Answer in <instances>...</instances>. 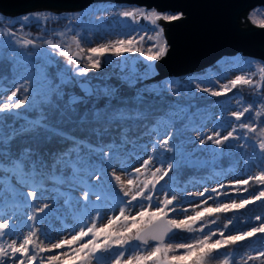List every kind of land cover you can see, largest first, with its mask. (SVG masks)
<instances>
[{"label": "snow or ice", "instance_id": "snow-or-ice-1", "mask_svg": "<svg viewBox=\"0 0 264 264\" xmlns=\"http://www.w3.org/2000/svg\"><path fill=\"white\" fill-rule=\"evenodd\" d=\"M94 11L109 15L89 17L88 9L29 13L0 38V65H6L0 84L7 74L14 84L7 102L0 101V264H264V246L235 259L241 242L264 236V222L248 231L232 227L240 210L264 204V60L259 62V79L256 62L249 61L251 75H236L225 84L219 83L218 69L154 80L153 64L169 50L160 21L180 19L183 13L162 14L143 5ZM117 16L129 25L120 35H134L85 52L82 42L91 43L95 26ZM61 17L68 21L64 31L55 33L62 39H44L47 24ZM5 19L0 14V21ZM28 21L40 29V36H18ZM253 23L264 28V20ZM149 31L153 35H141ZM137 53L144 57L142 73L127 64ZM59 56L65 57L63 64ZM121 61V86L108 83L109 77L88 76L106 64L119 67ZM125 85L132 94L123 91ZM243 86L256 99L238 100L226 134L223 110L217 116L193 103L204 93L222 97ZM208 122H214V130L205 134ZM197 153L209 154L213 168L225 156H238L237 163L242 160L246 169L254 156L261 166L253 175L245 172V179H229V168L183 182L181 169L195 167ZM133 163L140 167L128 171ZM209 182L216 186L209 188ZM190 186L203 191L186 194ZM226 189L247 198L233 197ZM227 213L232 217L220 227V214ZM255 220L264 218L257 215ZM53 232L68 235L51 242ZM181 232L190 234L187 242H167ZM13 236L8 243L5 238Z\"/></svg>", "mask_w": 264, "mask_h": 264}, {"label": "water", "instance_id": "water-1", "mask_svg": "<svg viewBox=\"0 0 264 264\" xmlns=\"http://www.w3.org/2000/svg\"><path fill=\"white\" fill-rule=\"evenodd\" d=\"M96 1L183 13L180 19L160 21L169 50L154 62V78L189 73L235 52L264 60V28L245 16L254 4L264 7V0H0V12L14 16L36 9L75 12Z\"/></svg>", "mask_w": 264, "mask_h": 264}, {"label": "trees", "instance_id": "trees-1", "mask_svg": "<svg viewBox=\"0 0 264 264\" xmlns=\"http://www.w3.org/2000/svg\"><path fill=\"white\" fill-rule=\"evenodd\" d=\"M113 5V2L110 1H96V3L94 2H90L86 5V7H82L78 10H76L75 12H82L84 9H88L87 15L89 17L91 16H96V11H94V9H97L100 6L103 5ZM116 5V4H115ZM90 6V7H89ZM40 11H45V12H51L53 14H67V13H75L74 11H58V12H54L53 10L50 9H36L35 12H40ZM27 13V12H26ZM26 13L22 12L19 14L14 15H4L3 13L0 12V14H2L6 19L4 21H0V38H3V33L7 30L9 25H13L16 26L18 28V25H16V20L21 17L23 14L26 15ZM28 26L25 27L22 30H19L17 34H20L23 36V38H31V37H37L41 35V31L38 27H36L34 25L33 21H28L27 22ZM68 25V21L66 19H64L63 17H61V19H59L58 21L53 20L50 21L47 24V31L45 33H43V37L44 39H48V38H52L54 42H57L59 40H61L62 38L55 35V33H59L65 30L66 26ZM100 28H104L106 29V31L108 30H116V32L121 33L124 31H127L128 29H122L119 26L117 27L115 24H108L105 25L103 22L97 26H95L94 29L98 30ZM70 35L68 34V39H70ZM45 47L47 48V46L45 45ZM75 47V46H74ZM50 50V49H49ZM73 50H75V48H73ZM139 54H133L131 57L127 58V64L129 65L128 67L131 68H135L137 72H141L142 73V67L144 66L143 63H141V61H143L142 57L138 56ZM241 58V60H239L238 58ZM59 61L61 62V64H63L65 62V57L63 56H59L58 57ZM113 60H115L116 58H112ZM254 58H250L248 56H242L240 54H238L237 52L232 53L231 55H222V59L218 60V58L214 59V61H211L210 64H206L204 66H202L200 69H195V70H191V72H186V73H181V74H175V75H171V76H164L161 79L158 78H154V80H163L166 78H180V79H184L187 78L191 75H201V73H203L205 70H208L209 72H212L213 69H218L219 70V75L222 76V74L225 73L226 68H231V67H242L243 65H246L247 61H251ZM260 62V61H259ZM124 67V62L121 61L119 64V67H117L116 63H113L111 65H105L100 73H97L95 70L91 71L88 73L89 77H94L97 75H102L104 77H109L108 79V83L116 85V86H121V83L118 81L117 76L120 75V69ZM6 69V65H0V74H3L4 71ZM155 70L153 69L150 75L155 74L154 73ZM256 72V79H259V71L255 70ZM252 74V72H251ZM250 74V75H251ZM12 76L11 74H7V78L5 79L3 84H0V86H7L9 84V82L11 83L12 81ZM96 81H93V83H95ZM152 80H146L145 83H152ZM246 89V90H243ZM250 90H252L251 88L247 87V86H243V87H238L236 89H233L231 93L227 94L226 96H222V97H209L207 96L205 93L203 94V99L194 101L193 103L197 104L198 106H203L205 104L208 103H213L216 99H223V98H227L229 95H233V94H237L239 96V98L244 99L248 102H252L253 100H255L256 98L254 97L253 93H251ZM123 91L128 93V94H132V90L127 88V86H123ZM77 92H79V89H77ZM245 122H247V120H245ZM247 152L249 154V156H251L252 154V149L251 147H249L247 149ZM248 158V157H245ZM239 157L238 156H225L224 158L220 159L218 161V167H223V168H228L231 166L232 163H235L236 160H238ZM252 162L255 166H258L260 169L261 166V162L258 161L256 159V157L252 156L251 157ZM212 168L211 166H204L203 162L202 163H198L196 164L195 167H184L181 169L180 172V179L183 182H186L190 179L196 180V178H199L201 176H205L206 173H209L208 170H210ZM173 176H176V173L172 174ZM256 191L259 190V186L256 187L255 189ZM231 213H227V214H220V218L217 221L218 225L221 226L222 220L229 218V215ZM259 215L262 218H264V204L260 203V202H256L252 205L247 206L245 209L240 210V214H239V222L235 223L232 227L235 231H248L250 230L251 227L254 226H258V224L260 222H264V220L262 221H256L255 217ZM245 221H247V223H245ZM190 236L189 233L186 232H181L178 233L177 237L172 239L175 242H179V241H187L186 239H184L185 237ZM261 246H264V236L257 234L256 237H253L247 241L241 242L239 245V255L240 256L241 253H243V249L245 248H259ZM224 251H230L229 250H221V252L223 253Z\"/></svg>", "mask_w": 264, "mask_h": 264}, {"label": "rangeland", "instance_id": "rangeland-1", "mask_svg": "<svg viewBox=\"0 0 264 264\" xmlns=\"http://www.w3.org/2000/svg\"><path fill=\"white\" fill-rule=\"evenodd\" d=\"M131 6H134V5H127V6H124L122 4H113V5H103V6H100L98 8H107L109 9L110 11L112 10H115V11H123V10H130ZM149 10L153 9L151 7H147ZM254 10H259L255 17H252L250 14H252L254 12ZM162 14H171V15H176L175 12H172V11H160ZM29 13H35L34 10H30V11H27L26 15L29 14ZM24 15V14H23ZM22 15V16H23ZM99 15H104V16H107L109 15V13H100V12H96V16H99ZM245 16L246 18L248 19V22L249 23H252L256 26L257 23H253V19L259 21V20H264V7L262 5H252L251 7H249V10L246 11L245 13ZM104 23V22H103ZM146 22L141 20L140 21V24L141 26H143ZM105 25L108 26V24H115L117 27L119 26L120 28L122 29H128L129 28V25L126 21L122 20L121 18H119L118 16L117 17H113L111 18L107 23H104ZM94 35H92L91 37V43H83V47L85 49V52L87 50V48H90V47H93V46H96L97 44H100V43H106L108 41H115V40H118V39H128L129 36H132L134 35L133 32H128V35H125V36H122L120 35V33L116 32V30H108L106 31V29L104 28H100L98 30L94 29ZM69 35L71 36L72 33H69ZM141 35H147V36H151L153 35V33L151 31L147 32V33H144V32H141ZM18 36L22 37V35L18 34ZM149 42L147 40H145V43L143 45V49L145 51L146 54H148V48H149ZM139 57H141L140 55H138ZM243 56V55H242ZM143 60H144V57H142ZM238 58V57H237ZM222 59V55L221 57L218 58V60H221ZM239 60H241V58H238ZM251 61H255L256 62V68L254 70H258L259 67H260V64H259V60L258 59H253ZM249 60L247 61L246 65H243L242 67H238V66H235V67H231V68H226V71L224 74H222L221 76V79L219 81L220 84H225L227 83L228 81H230L231 79H233L236 75H250L251 72L253 70H250L249 68ZM143 69H144V66L142 67V72H143ZM153 70V68H152ZM151 74V73H150ZM203 74V73H201ZM198 75V74H196ZM192 76V75H191ZM14 87V84L10 83L5 87V86H0V101L2 102H7V97L8 95L10 94L12 88ZM217 88H219V85H216ZM207 96L209 97H213V96H210L208 95L207 93H205ZM239 96L237 94H233V95H229L227 98H223V99H216L213 103H208V104H205L203 106H201V108H206L208 109L210 112H212L214 115H217L219 116L221 114V110H223V117H224V124H223V134H226V132L228 130L231 129V123H232V120L234 118H232L230 116V113L232 111H236L239 109V105H238V100H239ZM243 101L245 102H248L246 100L243 99ZM258 103V101H257ZM246 106V104H245ZM200 107V106H199ZM213 123L214 122H208L206 127L203 128V132L205 134H210L214 129H213ZM190 135L192 137H195L196 136V132L193 131L190 133ZM197 145H198V141L196 142ZM197 157H198V163H202L203 162V165H205V162H207V166H211V157L209 156V154L207 153H197ZM144 158H147L146 156ZM142 162V161H141ZM155 166H159L158 164H156ZM135 167H140V164L139 163H133L131 165V167L128 169V171H131L132 168H135ZM229 168L232 169V172L231 173H227L226 174L228 175L229 179H231L233 176H235L236 178H239V179H245L246 178V175H245V172H247V174L249 175H253L255 174L257 171H259V167L258 166H255L253 164V162L251 163L250 167L249 168H245L243 166V162L242 160L240 161V163H237V160L235 163H232L230 167L228 168H223V167H217V168H211L210 170H208L209 173H206L205 176H201L199 178H196V180L198 179H201L203 177H208L212 172H218L220 171L221 169L223 170H228ZM109 171H111V169H109ZM117 174L118 175H121L123 179H127L128 177L125 175L124 172H121L119 169L117 170ZM141 179H144V177L142 176ZM193 179H190L188 181H191ZM187 182V181H186ZM220 183H228L227 180L225 179H220ZM207 186L209 188H212V187H215L216 184L215 182H209L207 184ZM118 190V189H117ZM227 191H229L230 195L233 196V197H241V198H247V194L246 193H232L230 189H226ZM198 191H203V187H200V186H196V187H188L187 189V193H191V194H194ZM187 205H185L186 207ZM214 206V205H213ZM117 213H118V209L116 210ZM107 214H111V211H108ZM191 214V213H189ZM133 215H135V213L133 212ZM232 217V213L229 215V218ZM223 223H221V226H223L224 222H225V219L222 220ZM103 223H106V217L103 221H101V224ZM18 231H22L24 234H26V229H18ZM227 234L231 235V234H234L232 231L228 232ZM68 233L67 232H64V233H59V232H53L52 233V238H51V242H56L57 240L67 236ZM22 238V237H21ZM7 240L8 243L11 242V240L13 239H16L15 236L13 237H6L5 238ZM42 239V238H41ZM168 243H182V242H187V241H179V242H175L174 240H169L167 241ZM48 241H45L44 244H47ZM44 244H42L41 246L43 247ZM252 249V248H245L243 249V253H241L240 256H236L235 259L236 261H240L241 257H243L246 253H248V251ZM58 251V250H57ZM55 254V252L53 253ZM33 264H35V262H33ZM106 264H112V261L111 260H108L106 262ZM213 264H216V261H213Z\"/></svg>", "mask_w": 264, "mask_h": 264}, {"label": "built area", "instance_id": "built-area-1", "mask_svg": "<svg viewBox=\"0 0 264 264\" xmlns=\"http://www.w3.org/2000/svg\"><path fill=\"white\" fill-rule=\"evenodd\" d=\"M73 48H74V45H73ZM118 81L121 83L120 80H118ZM243 90H246V89H243ZM249 91H250L251 93H253V90H250V89H249Z\"/></svg>", "mask_w": 264, "mask_h": 264}]
</instances>
